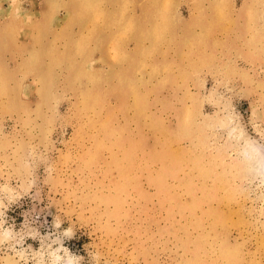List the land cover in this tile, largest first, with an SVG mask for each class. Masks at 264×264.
Masks as SVG:
<instances>
[{"label": "rangeland", "instance_id": "374dc122", "mask_svg": "<svg viewBox=\"0 0 264 264\" xmlns=\"http://www.w3.org/2000/svg\"><path fill=\"white\" fill-rule=\"evenodd\" d=\"M0 264H264V0H0Z\"/></svg>", "mask_w": 264, "mask_h": 264}]
</instances>
